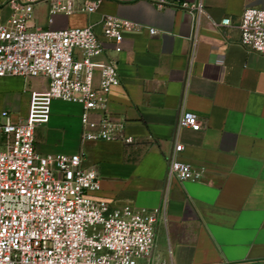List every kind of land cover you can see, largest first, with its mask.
I'll use <instances>...</instances> for the list:
<instances>
[{
	"label": "crops",
	"instance_id": "obj_1",
	"mask_svg": "<svg viewBox=\"0 0 264 264\" xmlns=\"http://www.w3.org/2000/svg\"><path fill=\"white\" fill-rule=\"evenodd\" d=\"M185 2H202L205 14L194 19ZM246 8L264 10V0H105L94 14L58 16L53 24L47 5L35 8L36 27L93 26L105 45L96 61L115 62L121 80L107 115L134 138L131 145L82 141V107L56 100L36 130L37 151L82 152L100 177L94 195L112 208L164 211L149 264H264V56L240 44ZM103 16L133 26L120 53L103 37ZM225 18L230 27L213 25ZM47 88L43 78H0V113L27 118L31 95ZM184 110L204 128H180ZM179 143V160L201 171L200 181L169 178Z\"/></svg>",
	"mask_w": 264,
	"mask_h": 264
},
{
	"label": "built area",
	"instance_id": "obj_2",
	"mask_svg": "<svg viewBox=\"0 0 264 264\" xmlns=\"http://www.w3.org/2000/svg\"><path fill=\"white\" fill-rule=\"evenodd\" d=\"M105 0H4L0 3V78L48 80L43 93L31 95L30 115L15 120L0 113V264H139L150 263L162 209L112 208L94 194L101 190L98 172L84 166V154H42L36 130L47 123L50 104L59 100L82 107V141L134 138L108 115L112 91L121 85L115 62L96 61L105 50L93 26L53 29L33 24L35 8L49 7V23L58 16L96 13ZM160 4L166 0H158ZM199 20L202 2L182 3ZM10 15L3 20L4 10ZM103 37L122 51L127 22L103 16ZM230 27L229 18L214 22ZM240 44L264 56V10L246 8L238 23ZM150 35H157L154 29ZM98 82L96 84V76ZM93 113H100L93 120ZM180 128L200 131L199 116L184 110ZM185 146L176 144L169 178L197 182L202 172L179 160Z\"/></svg>",
	"mask_w": 264,
	"mask_h": 264
},
{
	"label": "rangeland",
	"instance_id": "obj_3",
	"mask_svg": "<svg viewBox=\"0 0 264 264\" xmlns=\"http://www.w3.org/2000/svg\"><path fill=\"white\" fill-rule=\"evenodd\" d=\"M10 15V11L9 9H6L4 10V13H3V20H6Z\"/></svg>",
	"mask_w": 264,
	"mask_h": 264
}]
</instances>
